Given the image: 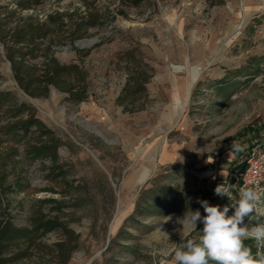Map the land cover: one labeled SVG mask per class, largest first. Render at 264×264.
<instances>
[{
	"label": "rangeland",
	"instance_id": "1",
	"mask_svg": "<svg viewBox=\"0 0 264 264\" xmlns=\"http://www.w3.org/2000/svg\"><path fill=\"white\" fill-rule=\"evenodd\" d=\"M213 2L0 0V20L9 27L18 18H31L35 25L51 15L58 20V13L76 20L92 13L100 22L73 40L70 23L51 25L47 36L37 39L35 57L25 60L41 69L45 44L53 41L50 55L87 72L88 97L77 104L54 87L46 97L27 96L0 42V92L10 91L36 108L62 142L64 173L52 168L50 159L28 152L35 136L0 130L2 223L28 228L41 215L59 217L78 235V248L66 264H161L162 249L202 234L201 222L195 230L182 224L190 210L206 214L198 201L222 209L239 199L242 187L234 170L217 158L235 144L242 150L234 161L239 163L248 149L264 145V0ZM131 51L152 75L147 97L136 104L144 108L135 113L124 112L118 100L133 65L126 56ZM176 82L191 90L189 107L180 106L173 93ZM2 113L1 123L12 119L13 113ZM183 113L190 122L187 135L180 133L176 118ZM253 131L261 139L251 144ZM170 143L189 149L164 165L162 148ZM218 185L230 187L232 201L215 194ZM51 198L63 201L62 212L46 202ZM257 208L250 220L245 217L249 228L264 223V197ZM233 213L230 207L228 215ZM62 237L58 231L35 242L20 241L3 257L6 264H63L54 247ZM245 241L264 253L254 240Z\"/></svg>",
	"mask_w": 264,
	"mask_h": 264
},
{
	"label": "trees",
	"instance_id": "2",
	"mask_svg": "<svg viewBox=\"0 0 264 264\" xmlns=\"http://www.w3.org/2000/svg\"><path fill=\"white\" fill-rule=\"evenodd\" d=\"M225 0H214V4H223ZM137 4V3H136ZM21 7V5H20ZM28 9V6H24ZM2 9V8H0ZM6 10V9H5ZM123 14V13H121ZM59 19L55 20L53 16H48L43 23L32 22L18 18L14 27H9L7 20H0V42H2L5 58L11 65L14 79L19 88L31 98L46 97L51 87L58 89L61 93L67 95V100L72 103L83 102L88 97L87 72L79 65H65L59 62L53 55L54 42L49 41L44 47V64L41 69L36 66L25 65L27 56L35 57L34 52L37 49V39L46 37L51 25H61L70 23L72 40L84 37L87 30L96 28L100 25L98 15L92 13L81 16L78 20L68 13L57 14ZM24 47L30 48L24 53ZM89 54V51H86ZM127 60L133 62L129 68V75L123 90L119 97V104L124 112L135 113L144 108L143 104L136 107V104L147 97L146 85L149 83L152 75L147 65H142L137 60L135 52L126 53ZM40 71L39 74H34ZM7 113H13L12 119L1 123L3 119V110ZM6 113V114H7ZM4 124V125H3ZM0 130L5 135L14 137L35 136L36 144H28V152L35 159H50L52 168L60 169L63 175V169L59 165V148L62 145L61 140L56 136L53 130L48 128L42 120L37 117V110L30 104L22 102L19 97L10 91L0 92ZM16 163L15 159H12ZM50 168V167H49ZM52 169V170H54ZM46 202L55 204L57 210L62 212L63 201L51 198ZM63 232V237L55 243V252L57 256L62 257V263L66 264L74 251L78 248V235L60 220L59 217H46L41 215L36 218L30 227L18 228L12 223H2L0 221V264H6L8 261L3 256L8 249L18 246L19 242H35V239H41L53 232ZM245 246L249 247L253 255L258 251L251 247L250 242L244 241ZM211 264V262H210Z\"/></svg>",
	"mask_w": 264,
	"mask_h": 264
},
{
	"label": "clouds",
	"instance_id": "3",
	"mask_svg": "<svg viewBox=\"0 0 264 264\" xmlns=\"http://www.w3.org/2000/svg\"><path fill=\"white\" fill-rule=\"evenodd\" d=\"M215 194L232 201L230 187L218 185ZM260 200L261 194L256 190L242 188L239 199L222 209L207 200L198 201L206 214L202 216L199 210H190L186 212L182 224L195 230L197 223L201 222L202 234L197 239L183 241L178 247L162 249L160 254L165 260L161 264H166L168 258L173 260V264H264V253L253 255L244 243L252 239L258 248H264V223H257L251 228L244 224L245 217L250 220L253 213L259 211L257 204ZM230 207L234 209L232 215H228Z\"/></svg>",
	"mask_w": 264,
	"mask_h": 264
},
{
	"label": "crops",
	"instance_id": "4",
	"mask_svg": "<svg viewBox=\"0 0 264 264\" xmlns=\"http://www.w3.org/2000/svg\"><path fill=\"white\" fill-rule=\"evenodd\" d=\"M173 93H175L179 99H180V106L186 108L189 107L190 104V100H191V90L187 89L183 86H181L180 84H178L176 82L175 87H173ZM184 112V111H183ZM175 116V114H174ZM178 120V126H179V130H181V134L182 135H187L189 133V129H190V122L189 119L187 118V116L183 113V116L180 117H176ZM174 121L175 117H174ZM252 137L251 140V144H253L254 142L258 141L261 139V137H259V135L257 133H255V131L252 132V134H248V136ZM254 141V142H253ZM183 144V143H182ZM180 145V144H167L164 148H162V160L161 162L164 165H169V164H173L175 163L177 160H179L182 157L186 156V152H188L187 147H185L184 145ZM195 152V151H194ZM240 152H242V150L237 147V145H233L231 149L229 150H225V152L223 153V156L221 157V159L217 158V160H220L221 163L223 164V167L225 168H229V169H233L234 173L237 171V169L241 168L242 166H239V163H235L234 161L238 160V157L240 155ZM236 165V166H235ZM233 166H235L233 168Z\"/></svg>",
	"mask_w": 264,
	"mask_h": 264
},
{
	"label": "built area",
	"instance_id": "5",
	"mask_svg": "<svg viewBox=\"0 0 264 264\" xmlns=\"http://www.w3.org/2000/svg\"><path fill=\"white\" fill-rule=\"evenodd\" d=\"M234 177L242 188H253L264 197V145L256 144L241 157Z\"/></svg>",
	"mask_w": 264,
	"mask_h": 264
},
{
	"label": "water",
	"instance_id": "6",
	"mask_svg": "<svg viewBox=\"0 0 264 264\" xmlns=\"http://www.w3.org/2000/svg\"><path fill=\"white\" fill-rule=\"evenodd\" d=\"M92 42H97V40H93V41H84L81 43L82 46H88L89 43H92Z\"/></svg>",
	"mask_w": 264,
	"mask_h": 264
}]
</instances>
